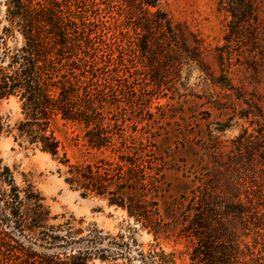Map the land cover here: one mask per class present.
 Instances as JSON below:
<instances>
[{"label": "rangeland", "instance_id": "374dc122", "mask_svg": "<svg viewBox=\"0 0 264 264\" xmlns=\"http://www.w3.org/2000/svg\"><path fill=\"white\" fill-rule=\"evenodd\" d=\"M96 1L108 26L103 37L114 41L118 64L108 73L121 96L106 102L105 122L111 126L117 114L116 144L135 140L159 167L156 199L165 231L156 238L122 208L80 195L64 182L59 158L15 141L24 113L13 95L0 99V169L7 166L14 184L39 193L49 225L71 221L81 235L101 236L106 257L94 252L87 264H140L141 253L153 264L149 252L164 264H264V0H157L149 10L165 14L162 25L140 9L131 14L128 0ZM4 10L0 0V28ZM49 128L59 157L94 162L111 154L89 146L79 122L57 114ZM2 230L8 236L0 237V258L20 262V247L30 240L12 227ZM47 240L30 249L63 256L61 243ZM205 241L213 244L211 259L196 252Z\"/></svg>", "mask_w": 264, "mask_h": 264}, {"label": "trees", "instance_id": "16d2710c", "mask_svg": "<svg viewBox=\"0 0 264 264\" xmlns=\"http://www.w3.org/2000/svg\"><path fill=\"white\" fill-rule=\"evenodd\" d=\"M112 1L109 0V4ZM156 1L128 0L127 9L131 14L134 9H140L146 19L153 17L152 20L162 25L165 14L149 10L156 6ZM4 4L5 24L0 28L3 44L0 99L16 96L24 113V119L16 126L14 140L23 139L59 158L66 167L63 180L70 188L78 190L82 196L92 194L105 200L108 206L122 208L158 238L166 226L156 199L159 167L148 154L139 153L142 144L136 145L135 140L129 145L125 139L116 144L114 134L119 133L116 129H122L118 127L117 114H112L111 126L105 122L106 102H120L121 96L120 89L111 84L114 76L108 73L109 66L118 62L113 57L114 41L103 37L108 26L99 18V2L4 0ZM16 36L21 37L20 43L7 46V39ZM57 114L83 124L87 144L101 154L105 149L111 154L94 162H71L65 154L59 157V142L49 128ZM123 148L132 155L125 154ZM0 182L6 187H0V237L8 236L2 230L5 225L30 240L28 247H20L25 258L13 264H87L94 252L101 258L106 257L105 250L99 247L102 238L96 231L81 235L83 230L74 228L71 221L49 225L50 211L42 197L31 185L23 189L14 184L7 166L0 169ZM21 191L23 196H20ZM37 239L49 243L47 239L58 241L61 244L56 246L63 249V256L58 252L53 257L39 255L30 249L38 244ZM212 245L205 241L196 252L211 259ZM155 256V252H149L153 264H164L163 258L155 260ZM140 258V264H147L142 253ZM171 261L174 264V260ZM0 264L8 263L0 258Z\"/></svg>", "mask_w": 264, "mask_h": 264}]
</instances>
